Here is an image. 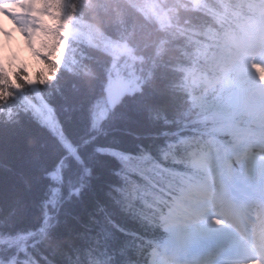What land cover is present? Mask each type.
Instances as JSON below:
<instances>
[{
    "label": "trees",
    "instance_id": "1",
    "mask_svg": "<svg viewBox=\"0 0 264 264\" xmlns=\"http://www.w3.org/2000/svg\"><path fill=\"white\" fill-rule=\"evenodd\" d=\"M196 1L39 3L55 23H41L36 51L42 70L31 72L21 50L0 69V227L11 230H0V244L23 235L36 242L23 253L17 242L0 246L7 251L5 261L147 264L146 251L161 236L156 224L166 193L180 187L188 172L162 158L163 149L178 135L220 136L212 121L200 120L214 105L188 101L183 73L205 65L194 59L195 49L213 46L234 22L232 13L244 11L243 0ZM91 32L128 46L131 55L114 56L91 44ZM126 68L139 89L93 128L94 104L113 73ZM43 99L68 147L43 125V113L35 112ZM169 149L184 155L179 146ZM120 152L129 158L114 155Z\"/></svg>",
    "mask_w": 264,
    "mask_h": 264
},
{
    "label": "rangeland",
    "instance_id": "2",
    "mask_svg": "<svg viewBox=\"0 0 264 264\" xmlns=\"http://www.w3.org/2000/svg\"><path fill=\"white\" fill-rule=\"evenodd\" d=\"M26 1H37V0H24L23 6L21 5H11V17L7 18L8 20V27L11 29V32L14 34L16 33V45L13 47H9L3 42H0L2 45H4L10 56H12V52L20 48L21 53L23 57L26 58L27 64L30 67V71L33 73H37L42 70V60L39 58L38 54L36 53V48H41V33H40V20L47 21L49 24L50 21H48L45 16H39L38 14L32 13L30 11L29 7L27 5H24ZM262 2H258L257 4H254L253 6H258L256 13L257 16H263L264 15V0H260ZM12 4V3H11ZM249 7H252V5H246ZM243 25V23H242ZM245 35H235L232 36L231 42H225L220 48L218 54L213 56L211 58V61H216L217 58L224 56L225 53L228 52V50L233 49L230 52V55L225 60V66L217 67L218 71L223 70L224 73L221 77V81H219V84H214V80H217L218 78L211 77V81L208 80L203 74L196 72L195 70H191L187 73L186 83L190 87V90L192 91L195 88H199L200 83L204 82V87L202 88V91L205 93V95H208L209 93L213 94L214 106L213 110L216 108H223L227 110H243V107H246V105H250L253 103V95H255V91L253 88L257 85L259 79L264 78V70H262L259 66L255 65L253 62L250 61H238V54L237 52L234 53V48H239L240 42L239 40L244 39ZM87 41H90L91 44L95 46L101 47L106 52H112V48L115 46V42H112L111 40L107 38H102L100 36L99 32H91L86 36ZM95 40V41H94ZM225 44L227 46H225ZM117 45L115 47L116 51H119V55L129 52V47L121 45L118 47ZM216 63L214 62L212 68L215 69ZM117 71V69L115 68ZM131 72L132 69L130 68ZM114 72V71H113ZM118 72V71H117ZM214 73V72H213ZM133 74V73H132ZM253 74H259V77L253 76ZM115 75V76H114ZM113 81L118 82H124L131 85L133 84L129 80V69L126 68L124 72L120 73H113ZM127 77V78H125ZM111 82V83H112ZM108 97L112 101H118L122 94L119 92L118 89H113L111 91H108ZM106 95L100 99L98 102H96L93 106V128H97L101 121L106 118L107 113L109 111L110 105L107 103ZM209 98H211L209 96ZM195 101L194 98H192V102ZM197 105L203 104V97L201 100H197L195 102ZM196 106V105H195ZM38 111L35 112H41L43 113V117H41V122L43 125L47 126L52 133L59 138L63 142L65 146H68V141L63 135V132L61 130V127L56 119L55 114L53 113L51 106L49 102L46 99H43V101L40 103V105L36 106ZM213 110H207V111H213ZM250 110H254L250 109ZM244 139V137L242 138ZM101 151V149H100ZM166 153V152H165ZM163 154V156L168 155ZM250 157V156H249ZM195 167H199L198 165H195ZM203 166L201 165L198 169H201ZM264 168V158H259L257 162L254 164L253 169L251 171L252 177L257 174L261 168ZM56 175V173H55ZM53 175V177L58 176V169H57V176ZM174 217L171 216L170 219L167 221L171 222L173 221ZM188 233V232H187ZM187 235L184 233L182 237H185ZM21 236L10 240H3L0 244V246H5L6 248H9L14 242L17 244L20 241ZM181 238V237H180ZM1 241V239H0ZM4 247V248H5ZM2 248V249H4ZM24 250V249H23ZM6 257L0 256V260H5ZM12 262V261H11Z\"/></svg>",
    "mask_w": 264,
    "mask_h": 264
},
{
    "label": "bare ground",
    "instance_id": "3",
    "mask_svg": "<svg viewBox=\"0 0 264 264\" xmlns=\"http://www.w3.org/2000/svg\"><path fill=\"white\" fill-rule=\"evenodd\" d=\"M6 1L7 0H0V41L6 43L8 46H14L15 43H16V35L10 33L9 32V28L7 26V18L11 16V12H10V8L5 4ZM261 23L264 24V21H262ZM262 81L263 80H260V83ZM257 96L258 97L264 96V83L260 84V90L257 93ZM242 143L243 142H241V144ZM65 147H68V146H65ZM73 149H75V151H76L77 147H74ZM59 164H61V162ZM222 198L224 200L233 199V200H235L237 202L236 197H234L230 192L222 193ZM49 207L50 206H48V208ZM48 218H49V216L45 217V219H43L44 220V222H43L44 224H48L49 223ZM259 227H260V229H259L258 232H261V233L263 232V235H264V223H263V220L257 226V228H259ZM0 230H2L3 232L11 231L10 229H8V228L5 229L4 227H0ZM45 230H46L45 228L41 229L42 236L45 235ZM199 232H201L199 234L200 236H205L206 235L208 243H210L211 241L212 242H217V240H215L217 238L216 236L223 234L221 227L219 225H216V224L208 226L207 227V232H203V230H201V231L195 230L193 232L192 236L195 237ZM25 237H26V235L21 236L19 238L20 242L25 243V244L29 245L30 247H32L33 245L36 244V242L34 240L33 241H29V242L25 241ZM258 242L261 243L262 245H264V240L263 241H258ZM6 253H7V251H6ZM6 253H4L3 251H0V256L4 255V256L7 257L8 255ZM256 254L257 253H255V255ZM255 255H253V257ZM256 258H258V259L261 258V260H264V253H261V255H257Z\"/></svg>",
    "mask_w": 264,
    "mask_h": 264
},
{
    "label": "water",
    "instance_id": "4",
    "mask_svg": "<svg viewBox=\"0 0 264 264\" xmlns=\"http://www.w3.org/2000/svg\"><path fill=\"white\" fill-rule=\"evenodd\" d=\"M123 91H127L125 88H122Z\"/></svg>",
    "mask_w": 264,
    "mask_h": 264
}]
</instances>
